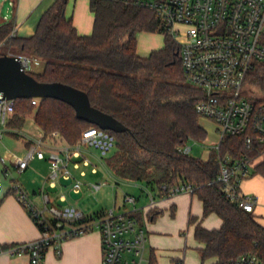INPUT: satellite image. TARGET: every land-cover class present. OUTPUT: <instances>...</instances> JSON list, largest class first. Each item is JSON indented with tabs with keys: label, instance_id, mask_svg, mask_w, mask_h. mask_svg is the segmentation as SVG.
<instances>
[{
	"label": "trees",
	"instance_id": "16d2710c",
	"mask_svg": "<svg viewBox=\"0 0 264 264\" xmlns=\"http://www.w3.org/2000/svg\"><path fill=\"white\" fill-rule=\"evenodd\" d=\"M68 2L55 0L41 15L35 33L28 37L16 33L14 20L1 23L0 55L12 53L42 61V71L27 72L42 82H62L85 91L93 106L128 127L121 133L108 130L117 143L105 164L115 176L152 189L179 181L195 186L194 193L203 201L204 216L215 213L223 220L217 229L196 224L195 236L204 244L203 259L232 264L243 254L264 255V224L255 211H247L227 197L217 180V151L208 159L180 151L191 141L206 140L208 133L199 124L195 110L203 93L186 82L180 46L166 32L164 21L150 9L90 0L93 31L83 35L66 14ZM142 32L162 34L163 47L141 56L138 35ZM247 83L264 99V62L254 65ZM31 114L45 138L58 133L70 144L80 140L87 128L97 126L79 119L66 102L45 98L35 105L32 98H19L15 99L9 127L21 129ZM219 154L262 157L251 173L264 178V144L248 150L241 137L228 135ZM130 214L142 222L141 212ZM148 215L156 217L158 212L151 209ZM190 223H195L192 217Z\"/></svg>",
	"mask_w": 264,
	"mask_h": 264
},
{
	"label": "built area",
	"instance_id": "2783aa9c",
	"mask_svg": "<svg viewBox=\"0 0 264 264\" xmlns=\"http://www.w3.org/2000/svg\"><path fill=\"white\" fill-rule=\"evenodd\" d=\"M109 1L150 9L164 21L166 32L180 46L186 82L203 93L195 105L198 116L217 125L218 139L208 149L210 154L213 151L218 153L220 172L217 180L223 184V190L232 202L247 211H254L258 200L243 192L241 183L251 174L260 157L232 158L221 156L219 151L228 135L241 137L248 150L264 144V99L257 97L247 83L248 73L254 65L264 62V0ZM13 4L10 1V5ZM20 56L26 71H30V57ZM35 61L39 64V60ZM40 101V98H32L35 105ZM14 111L15 99L0 97V142L8 133L23 135L20 129L8 125ZM28 143L23 155H3L0 161L4 165L3 174L10 177L13 171L8 166L9 158L18 173L25 172L34 159L48 160L49 174L41 191V205L31 198L17 178H12L10 188L39 226L41 235L28 242L0 244V254L28 255L30 264H44L49 247L60 254L61 244L66 239L97 230L102 236V264H150L145 255L147 232L139 219L130 214L139 211L138 208L118 210L113 207L90 215L79 206L59 204L65 200V195L53 198L46 190V185L56 186L60 179H66L71 180L74 191L81 192L85 183L79 176L86 175L81 166H91L92 173H97L93 151L98 152L94 156L105 164V158L116 147L114 134L99 126H91L74 144L52 145L44 137V132L39 137L29 138ZM191 150L192 145L180 148L187 154ZM78 169H81L79 176L73 171ZM106 184L105 181L89 182L87 187L96 192ZM142 188L148 198L144 208L149 212L155 208L157 197L152 189ZM195 189L193 184L179 181L173 185L164 184L157 191L163 197H172L194 193ZM137 201L135 195L126 193L124 196L125 203L136 205ZM232 264H264V255L243 254L232 260Z\"/></svg>",
	"mask_w": 264,
	"mask_h": 264
},
{
	"label": "crops",
	"instance_id": "0c3cea01",
	"mask_svg": "<svg viewBox=\"0 0 264 264\" xmlns=\"http://www.w3.org/2000/svg\"><path fill=\"white\" fill-rule=\"evenodd\" d=\"M10 1L14 2L12 5V15L7 18V15H5L3 19H0V24L14 20L16 23V33L19 36L28 37L35 33L41 15L55 0ZM66 14L72 19L80 34L89 35L92 33L94 12L90 8V0H69ZM142 34L141 47L139 46L138 39V53L141 56H148L153 50L163 47L164 38L163 43L160 44L154 42V39H156L152 35L154 33L142 32ZM153 42L155 43L154 45ZM20 131L23 134L22 136L8 133L17 139H22L23 144L21 147L17 146L13 150L10 149L7 157H11L13 154L23 155L29 145L28 139L39 137L43 133L42 129L34 122V115L27 117L26 123ZM207 138L211 143L218 139L216 124L214 134L209 135L208 133ZM210 155L208 151L203 159H208ZM261 159L262 157L258 160ZM43 161L44 159H37L34 165L41 166ZM31 163L29 168L31 167ZM47 164L49 168L48 160ZM8 166L12 171L15 170L11 158H9ZM3 169L4 165L1 170V176H5ZM48 174L44 178L38 179L33 177L29 186L22 183L31 198L38 205H41V191L46 183ZM86 176L87 172L85 176L81 177ZM4 179H7V177L5 176ZM132 183L138 185L142 193H145L142 187L147 186L136 182L129 184ZM10 188L11 182L0 179V244L12 245L38 239L41 235L39 226L29 211L19 202L16 195L11 192ZM148 188L152 189V187ZM241 189L243 192L254 195L257 198L258 202L254 211L259 220L264 224V178L259 175H252L251 173L242 181ZM46 190L52 192L53 198H58V196L64 194L65 200L58 202L61 205L79 206L90 215L101 212V210L89 207L90 205L83 203L80 197L76 199L72 198V193L76 191L72 189L71 180L60 179L56 186L46 185ZM152 190L157 197V203L155 208H153L158 212L156 217H150L147 214L148 211L144 206L147 205L148 199L146 202H141L139 196L136 197L141 203L137 201L136 205H132L130 208L125 207L129 210L138 208L142 214L143 219L141 223L147 232L145 255L149 262L152 259V264H214L217 261L216 258H202L201 249L204 247V244L197 240L195 227L196 224L200 223L207 229H217L223 224L222 218L215 213L204 216L203 201L196 193H180L172 197H163L158 193L157 188ZM78 193L80 194V192ZM73 201L76 202L74 203ZM191 217L195 221L194 224L190 223ZM103 257L102 236L99 231L95 230L63 241L60 254L57 253L55 248L49 247L45 253L44 264H102ZM0 264H30V258L28 255L13 256L2 253L0 254Z\"/></svg>",
	"mask_w": 264,
	"mask_h": 264
},
{
	"label": "rangeland",
	"instance_id": "374dc122",
	"mask_svg": "<svg viewBox=\"0 0 264 264\" xmlns=\"http://www.w3.org/2000/svg\"><path fill=\"white\" fill-rule=\"evenodd\" d=\"M12 5H10V0H0V19H3L5 15L7 17H10L12 15ZM142 33L138 35L139 39V46L141 47L142 43ZM156 39H154L155 43H163V38L159 33L152 34ZM153 42V45L155 44ZM145 43V42H144ZM157 45V44H156ZM3 52L2 49H0V53ZM31 63H30V71H42L43 69V63L39 60V64H36V61L33 57H30ZM254 93L257 97H262L261 94L257 92V90L254 88ZM34 114V112H33ZM31 114V115H33ZM30 115V116H31ZM199 124L209 133V135H213L215 132V124L214 122L207 120L203 117H199ZM19 140V141H18ZM47 141L51 143L52 145L59 146L63 143H67V141L58 133H54L53 137L47 138ZM213 143V142H212ZM22 139H17L14 136H11L9 134H6L4 136V139L2 142H0V156H7L10 152V149H15V147L22 146ZM211 142L207 138V140H204L202 142H196L191 141L189 145H192V150L190 154L195 157L203 158L210 148ZM9 150V151H8ZM94 150V149H93ZM92 150V151H93ZM95 151V150H94ZM93 151L92 158L95 161L97 165V174L92 173L91 166H83L81 169H85L87 172L86 177L79 176V172L81 169L73 170L80 179L85 183L83 190L80 192H74L72 193V198L76 199L80 197V200H82L83 203L90 205L89 207L98 209V210H104V209H110L113 207L120 209H124L125 207H132L131 203H125L124 202V196L126 193L133 194L135 196H139L141 202L147 201V196L145 193H142L141 188H139L138 185L135 184H129L131 182H128L127 180L120 179L117 176L114 175L112 170L104 163H101L98 158L94 156L98 152ZM98 155V154H97ZM36 160H32L31 167L26 171L21 173H18L16 170H13L12 175L10 177L7 176V179H4L5 176H1L2 174V167L3 164L0 161V179H3V181L11 182L12 178H17L20 180L21 183L27 184V186L30 185L31 179L33 177L36 178H44L49 173V168L47 164V159H44L42 162L43 164L40 166H36ZM19 176V177H18ZM11 180V181H10ZM105 181L107 184L103 186L99 191L93 192L87 187V183L89 182H100ZM73 192V191H72ZM51 196H54L51 191H49ZM72 199V200H73ZM138 201V203H141ZM74 203L76 201H73Z\"/></svg>",
	"mask_w": 264,
	"mask_h": 264
},
{
	"label": "water",
	"instance_id": "95a60500",
	"mask_svg": "<svg viewBox=\"0 0 264 264\" xmlns=\"http://www.w3.org/2000/svg\"><path fill=\"white\" fill-rule=\"evenodd\" d=\"M0 97L53 98L71 105L76 116L102 129L121 133L128 127L115 116L91 104L88 94L72 85L62 82H42L28 73L20 55H0Z\"/></svg>",
	"mask_w": 264,
	"mask_h": 264
}]
</instances>
